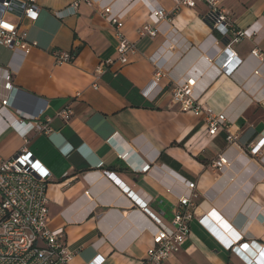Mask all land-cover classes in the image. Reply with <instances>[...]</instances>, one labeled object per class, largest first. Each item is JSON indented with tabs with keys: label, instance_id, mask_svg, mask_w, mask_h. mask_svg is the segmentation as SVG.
Masks as SVG:
<instances>
[{
	"label": "crops",
	"instance_id": "obj_1",
	"mask_svg": "<svg viewBox=\"0 0 264 264\" xmlns=\"http://www.w3.org/2000/svg\"><path fill=\"white\" fill-rule=\"evenodd\" d=\"M77 1L37 0L36 20L8 16L38 43L28 55L0 45V159L26 148L50 171L48 226L65 231L69 264H154L153 234L170 227L189 193L184 181L196 185V219L161 264H264V147L250 153L264 141V0H214L233 26L227 36L204 2L177 10L172 0H82L73 13ZM101 6L123 17L121 33L136 47L127 64ZM158 6L167 15L157 37L140 34ZM234 31L246 37L233 43ZM228 46L236 60L225 72ZM56 53L74 59L57 64ZM187 79L202 107L226 118L214 136L172 100ZM67 108L68 122L58 115ZM39 115L50 119L48 136L25 137L13 124ZM220 156L222 171L213 167Z\"/></svg>",
	"mask_w": 264,
	"mask_h": 264
},
{
	"label": "built area",
	"instance_id": "obj_2",
	"mask_svg": "<svg viewBox=\"0 0 264 264\" xmlns=\"http://www.w3.org/2000/svg\"><path fill=\"white\" fill-rule=\"evenodd\" d=\"M80 1L71 4L69 10L73 13L76 12ZM86 1L89 5L93 4V1ZM172 1L177 10L181 7L193 9L198 3L204 2L210 7L207 19L215 30L223 36H227L233 29L228 16L217 7L214 0ZM100 9L106 20L115 28L119 38L118 61L127 64L129 55L136 52V47L121 33L124 26L123 17L114 12L111 6H101ZM38 13L37 0H0V45L11 50H21L28 55L33 48L38 46V43L30 40L28 33L21 28L19 23L12 21L8 16L13 14L17 16L18 20L22 18L36 20ZM166 13V10L160 6L154 8L150 13L151 24H145L141 28L140 34L152 38L157 37L156 27L166 18ZM245 37V32L234 31L232 42L239 43ZM229 47L228 50L231 53L222 63V69L225 72L230 70V66L236 60V56ZM253 56L261 57L257 51L253 52ZM55 58L57 64H65L72 62L74 56L71 53H56ZM113 63H115L114 60L106 61L108 66ZM103 71L99 68L97 74L101 75ZM161 77V72L155 74L150 92L158 89ZM195 83L194 79H187L179 83L172 89V100L180 104L183 111H193L197 117H204L209 126V136H214L224 126L226 118L214 114L209 108L202 107L198 98L191 93ZM3 106H7V101L3 102ZM42 113L43 110H41ZM58 115L68 122L73 116V111L67 108ZM24 117H27L25 119L32 118L28 115ZM33 120L34 122H27L19 119L13 124L23 129L21 134L25 137L33 131L47 136L51 134L50 119L43 122L39 115ZM227 140L230 144L236 143V138L233 135H229ZM263 147L264 141L257 143L250 148V153L260 155ZM228 165V160L222 156L213 163V167L218 171H222ZM50 182V171L26 148H23L11 159H0V264L70 263L72 255L67 245L65 231L63 229L52 230L48 226L47 189ZM184 182L189 193L179 198L178 208L174 212L170 227L158 228L153 234V246L148 250L147 255L154 264H161L169 260L191 234V224L196 219L193 199L198 195L195 192V183Z\"/></svg>",
	"mask_w": 264,
	"mask_h": 264
},
{
	"label": "snow or ice",
	"instance_id": "obj_3",
	"mask_svg": "<svg viewBox=\"0 0 264 264\" xmlns=\"http://www.w3.org/2000/svg\"><path fill=\"white\" fill-rule=\"evenodd\" d=\"M5 27H8V25H5Z\"/></svg>",
	"mask_w": 264,
	"mask_h": 264
}]
</instances>
